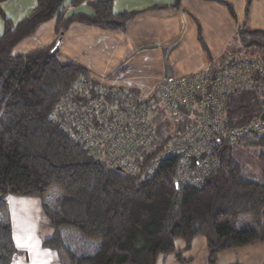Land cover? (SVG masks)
<instances>
[{
  "label": "trees",
  "instance_id": "obj_1",
  "mask_svg": "<svg viewBox=\"0 0 264 264\" xmlns=\"http://www.w3.org/2000/svg\"><path fill=\"white\" fill-rule=\"evenodd\" d=\"M66 1L37 0L34 11L17 25L0 11V264H16L20 255L12 241L8 195L41 200L52 231L42 246L56 251L60 264H156L158 256L166 254H173L178 264H188L191 259L182 253L196 237L205 239L207 264H216L221 253L264 244V133L229 147L219 169L200 187L176 184L173 159L161 162L154 175L143 179L126 173L111 161L112 147L102 153L106 147L100 143L109 144L113 131L93 146L77 139L78 131L68 122V106L85 107L79 109L80 118L96 127L100 103L109 121L122 116V106L128 108L132 99L138 104L139 94L109 87L125 94L121 102L112 92L105 93L107 86L83 67L62 62L56 44L25 56L11 55L16 44L53 18L61 34L74 21L124 30L130 17L115 15L112 0L89 3L91 16H66ZM83 1L70 0V5ZM205 1L225 5L233 13L225 0ZM178 2L174 0L173 7L178 8ZM234 38V48L219 61L227 54L264 60V31L243 23ZM263 95L257 87L228 95L227 125L257 119ZM114 108L119 114H111ZM171 129L159 126V148ZM177 239L185 243L183 251H176Z\"/></svg>",
  "mask_w": 264,
  "mask_h": 264
},
{
  "label": "crops",
  "instance_id": "obj_2",
  "mask_svg": "<svg viewBox=\"0 0 264 264\" xmlns=\"http://www.w3.org/2000/svg\"><path fill=\"white\" fill-rule=\"evenodd\" d=\"M77 6L65 2L66 16H91L89 3ZM215 1L112 0L115 15L129 14L124 30H110L74 21L61 34L56 33V18L41 24L29 37L16 44L12 56H25L55 44L62 62L79 65L92 79L108 87L124 88L151 96L168 78H181L203 71L227 52L236 31L245 23L249 29L264 31V0H255L245 9L247 0ZM37 0H1L0 11L13 25L25 20ZM4 24L0 18V36ZM8 206L12 241L20 255L16 264H60L56 251L42 246L52 231L42 203L36 197H5ZM176 251L185 243L177 239ZM188 264H207L203 237L192 240L182 253ZM220 259H223L222 262ZM264 244L256 243L217 256L216 264H263ZM156 264H178L173 254L159 255Z\"/></svg>",
  "mask_w": 264,
  "mask_h": 264
},
{
  "label": "built area",
  "instance_id": "obj_3",
  "mask_svg": "<svg viewBox=\"0 0 264 264\" xmlns=\"http://www.w3.org/2000/svg\"><path fill=\"white\" fill-rule=\"evenodd\" d=\"M256 87L264 94V60L227 54L203 71L166 79L151 96H138V104L132 99L128 108L122 106V116L113 120L108 121L105 105L100 103L96 127L80 118L79 109L85 107L68 106L71 116L68 122L78 131V138L75 137L87 140L90 146L96 140L103 142L115 132L109 144L100 143L106 147L102 153L112 147L111 161L136 178L154 175L161 162L173 159L176 184L200 187L219 169L222 154L229 147L245 137L264 133V119H261L264 99L262 114L247 124L230 127L225 118L227 96ZM104 90L123 101L125 94L121 91L108 86ZM113 113L117 115L118 111L114 108ZM167 118L176 124L171 125L172 135L167 143L159 148L156 131Z\"/></svg>",
  "mask_w": 264,
  "mask_h": 264
},
{
  "label": "rangeland",
  "instance_id": "obj_4",
  "mask_svg": "<svg viewBox=\"0 0 264 264\" xmlns=\"http://www.w3.org/2000/svg\"><path fill=\"white\" fill-rule=\"evenodd\" d=\"M254 1L255 0H251L250 1V4H249V6H248V8H247V13H248V9H250V7L254 4ZM247 5V4H246ZM242 25V24H241ZM56 41H57V39H56ZM56 41H55V44H56ZM235 42H236V38H233V40L231 41V43H230V46L228 47V50L227 51H230L231 49H233L234 48V45H235ZM53 45V44H52ZM163 114H164V112H163ZM176 124V122L175 121H173V120H171V119H169V118H167V119H165L164 121H163V126L164 127H170V129L172 128V126L173 125H175ZM172 125V126H171ZM170 133L172 134V129H171V131H170ZM237 151L240 153V154H246L245 153V151H244V149L243 148H241V147H238L237 148ZM246 158H247V156L246 155H244ZM249 161V160H248ZM253 162L250 160L249 161V164H252ZM221 260V262H222V260L223 259H220Z\"/></svg>",
  "mask_w": 264,
  "mask_h": 264
},
{
  "label": "water",
  "instance_id": "obj_5",
  "mask_svg": "<svg viewBox=\"0 0 264 264\" xmlns=\"http://www.w3.org/2000/svg\"><path fill=\"white\" fill-rule=\"evenodd\" d=\"M261 119H264V115L261 116ZM117 170H119V169H117ZM176 187H177V186H176Z\"/></svg>",
  "mask_w": 264,
  "mask_h": 264
}]
</instances>
